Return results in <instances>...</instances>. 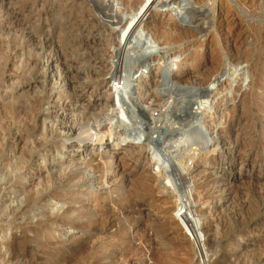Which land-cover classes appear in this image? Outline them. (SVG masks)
I'll use <instances>...</instances> for the list:
<instances>
[{"label": "rangeland", "instance_id": "rangeland-1", "mask_svg": "<svg viewBox=\"0 0 264 264\" xmlns=\"http://www.w3.org/2000/svg\"><path fill=\"white\" fill-rule=\"evenodd\" d=\"M119 1L0 0V264H197L192 238L184 233L180 211L175 212L185 198L183 185L169 191L157 173L160 184L144 181L142 167L153 169L156 159L141 162L134 148L148 137L157 144L152 126L160 137L182 128L198 93L167 85L157 90L164 98L155 103L156 110L137 111L131 100L140 84H130L124 73L135 59L138 66L148 60L154 72L175 60L184 69L171 76L188 74L189 85L196 65L185 59L198 53L197 61L203 62L206 53L204 69L215 70L213 59L228 47L220 43L225 31L213 40L223 52L198 38L197 43L195 38L175 40L161 49L154 38L137 32L130 52L117 53L120 21L134 11L127 0ZM211 2V19L221 17L222 9L235 16L240 54L223 61L233 89L212 119L228 143L197 160L187 180L198 190L194 196L205 224L208 263L264 264V0ZM156 7L153 11L165 21L177 16L175 7V14ZM187 14L176 20L191 26ZM117 77L121 92L102 95ZM101 98L111 106L101 105ZM114 101L121 102L115 107ZM151 114L157 119L144 117ZM72 127L77 130L73 135ZM98 129L121 135L110 164L106 154L114 142L91 139L98 138ZM78 167L90 170L95 181L69 178ZM84 205L98 214L91 207L66 212ZM84 222L85 228L73 226Z\"/></svg>", "mask_w": 264, "mask_h": 264}, {"label": "bare ground", "instance_id": "bare-ground-1", "mask_svg": "<svg viewBox=\"0 0 264 264\" xmlns=\"http://www.w3.org/2000/svg\"><path fill=\"white\" fill-rule=\"evenodd\" d=\"M112 1L114 2L116 0H112ZM127 1L129 3H131L134 7V9H133L134 11L131 12L133 14V17H131V18L126 17L127 20L125 23L123 22L124 20L120 21L122 26H121V31H120V35H119L120 39L118 42L119 47L117 49V53L121 52V54H122V53H129L130 52V50H131L130 45H132L133 39H135V34L137 36V32H141V33L145 32L146 33L145 37L147 40L150 38V36L152 38H154L153 40H156L158 42L161 49H163L165 46L170 45L175 40H183V39H188V38H189V40H190V38H193V39L195 38L194 40L196 43L198 42L196 40V38L200 39L199 41L203 44L205 42H208L207 48L211 49V48H213V46H214V48L219 47L218 41H213L216 33L218 35V32L225 31L224 32V38L221 39L220 43L225 42V44L227 43L228 47H225V53H220L219 55L217 54L218 55L217 58L213 59L214 58L213 55L215 53L212 55V57H213L212 59L214 60V62H216L215 65H217V67L215 66L216 67L215 70L212 71V70L204 69L205 66L207 65V59L209 58L206 56V53L202 54L203 60H204L203 62L197 61L198 53H195V54L190 53V55L185 59V61H187V62L192 61L196 65V71H195L196 78L194 77L195 81L190 82L189 85L187 83L188 82V74H177V75L171 76V74L173 72H175V69H184V67L179 68L178 66L181 65L180 64L181 62L179 63L178 61H175V60L174 61L172 60L169 64H168V61H170V60H168L167 61L168 65L166 66V69H161L160 71L157 70V72H154V71H151L152 68H149L150 62H148V60L145 62H142L138 66L137 65L138 62H136V59L133 56V58L135 59V62H132L134 59L132 61L130 59L132 64H130L131 62L129 63L130 67L127 71V74L124 73V75H125L124 78H126V80L128 79L130 84H134L135 82H137V84H140L139 86L137 85V87H136V92H134L133 99H132L133 101L131 99H129V100H131V103L132 102L135 103V105L137 107L136 108L137 111H138V108L140 110H143L142 108L145 106H146V109L152 108V109L156 110V108L158 106L157 104L159 103V101L161 103L162 98H164L163 97L164 95L160 96L159 93L157 92V90L161 89V87L163 88L164 86H167V85H170L172 87L176 86V88H182L184 90H189V91L192 89L198 93L196 105L193 108L191 107L189 109L188 115L186 117H182V120H185L188 117L190 118V120H188L187 123H185L182 128H178L179 130H175V131H168V132L164 133L162 135V137H160L157 135L158 132H156L157 130L155 129V127L152 126V128H154V129H152V131H154V133H156L155 136L157 137V140L160 142V144L158 143V141H157L158 145L156 143H154L152 141L153 137L152 138L148 137L145 141L143 140L144 142L138 144V146H136V147L134 146L135 147L134 149H136L137 151H140V161L141 162H150V161L152 162L154 159H156L154 167H153L154 171H156V172H153V169H151V168L142 167L143 171H142L141 175L143 177V180L144 181L145 180H147V181L151 180V182L154 181V182H157L158 184H160L157 177L158 176L163 177L164 179H166L165 185L163 187H165V188L167 187V189H169V191L175 190L177 184H179L181 182V184L183 185V188H184L185 198H183L184 200H182L180 202V205L176 208L175 212L179 213V211H180V214L183 217L182 221L184 223H186L187 225L189 223H191L192 221H194L196 223H199L200 226L201 227L203 226V228H204L205 224L203 222V218L197 213L198 212L197 207H199L198 206L199 201L197 202V200L194 196V192H197L198 190L194 191V189H195L193 187L194 185L191 182H189V180H187V179L189 178L188 177L189 171L191 170L192 167H194L197 160L203 161L204 159H207L209 157L208 156L209 153H211L213 155H215L216 153H219V151L223 150L224 146L227 145V143H228L227 139L225 138L224 134L221 131V128H219V126L217 124L215 125L213 122L214 120L212 121V119L214 117H216L220 111L219 110L220 107L218 108L217 105L220 102L227 100L228 95L231 94L232 89H233V86H232L233 84L231 83V79L229 78L230 73L226 71V68L224 66L225 63L223 61L225 60V58H227L226 60L228 61L230 56H233L235 54H240V51L237 47V39H235L236 37L234 36V33H233L234 27L238 25V22H237L235 16L230 14V11H228V10L226 11L224 9L221 10V12H224V14H222L221 17L217 16V17L211 19L210 18V16H211L210 10L212 9V7H211V5H209L207 3V0H177L176 2H178V3L176 5L171 4V3L170 4L165 3V1H167V0H164V2L162 4H160V2H162V1L157 3V2H155V0H134V1L127 0ZM211 1L213 2L214 0H211ZM106 2H107V0H106ZM119 2H117V3H119ZM123 2H125V1H123ZM167 2H169V1H167ZM173 2H174V0H173ZM110 3H111V1H110ZM178 4H180L181 6H179ZM125 5H126V3H125ZM154 6H157V7L160 6L161 8H159V9H162V11H168L170 14L171 13L175 14V12H172L173 8L175 7L176 8V14H177L176 18L178 17V19L181 18L182 14L184 15L185 13H188L187 16L190 15V22L191 23H189V22H187V23L191 24V26L190 25H184V23H181L180 20L178 22L177 21L178 19L177 20H176V18L174 19L175 16L173 14H171L172 19L166 20V21L163 20L160 16H158V14H155V11H153L155 8L153 9L152 7H154ZM203 6L206 8H203ZM118 10L119 9H117L115 11H118ZM115 13H114V15L117 14L116 16H118V13H116V14ZM198 13L201 16H203L204 18H200V19L197 18ZM161 16H162V14H161ZM123 23H124V25H123ZM187 23H185V24H187ZM203 25H207L206 28H203ZM152 38H150V39H152ZM144 40H145V38H144ZM153 40H151V41H153ZM215 40H218V39H215ZM181 42H183V41H181ZM151 44H153V43H151ZM174 44L175 43H173V45ZM191 44H193V40H192ZM221 45H223V44H221ZM188 46H190V45H188ZM173 48H171V49L173 50ZM199 48L200 47H198V49ZM196 49H197V47H196ZM220 50H221V52H223L222 49H220V47H219V51ZM206 52H208V51H206ZM169 55H171V54L169 53ZM120 56L122 57V55H120ZM131 57L132 56L130 55V58ZM123 61H124V59H123ZM125 64L127 66L126 62H125ZM211 65H214V64H211ZM161 66H162V64H160L158 66V68H161ZM175 66H177V68ZM164 68H165V66H164ZM120 69L123 73L124 70H122V68H120ZM167 69H168V72L166 71ZM124 75L122 74L121 77ZM144 75H146L145 78L141 79V77H143ZM189 77H190V74H189ZM119 78H120V76H119ZM119 78L117 77L112 82V84L109 86L108 90L106 88L105 89L103 88L104 90H103L102 95H107L109 97L112 94H115L116 90H117L116 93L121 92L119 90H120V87L122 85L120 86L121 81H119ZM124 78L122 77L120 79L123 81ZM227 79H230V81L228 83H226ZM190 80H192V79H190ZM130 84H128V85H130ZM236 89H237V87H236ZM172 94H173V92L170 93V95H172ZM175 94H178V93L175 92ZM118 95H120V94H118ZM116 98H120V97L116 96ZM130 98H132V97H130ZM100 100L102 101L101 105H104L106 107L111 106L109 99H105L103 101V99L101 98ZM120 102H118V103H120ZM118 103H116L114 101V103H112V106L117 107ZM155 103H157V104H155ZM133 106H134V104H133ZM106 109H108V108H106ZM134 109H135V107H134ZM144 110H145V108H144ZM139 113H141V112H139ZM227 113H228V111H227ZM159 114H160V110H159ZM159 114H157V115H159ZM144 117L149 119L150 121L156 118L155 114H151V117H149L148 115H146ZM222 118H224V117H221V120H223ZM148 124L150 127V122H148ZM101 126H103V125H101ZM96 130H97V128H96ZM75 132H77L76 128L72 127L71 128V134L73 135V134H75ZM94 132H95V129H94ZM92 134H91V137H92ZM119 134L120 133H118V134L113 133L112 129H111V131L109 129L108 130L106 129L105 131L98 129V131L96 133H94V136H98V138H96V139L91 138L93 140H99L101 142V144H103V141H105L107 139V137H108V139L113 140L114 143H111V145H110V148H111L110 155L106 154V158L108 159V160H106L107 164H110V162H113V160H115V158H116L115 154L112 155V150L117 149L119 146L118 139H119V136H121ZM117 135H119V136H117ZM130 135H131V133H130ZM148 135H149V133H148ZM159 146H160V148H159ZM83 168H85V167H83ZM90 169H91V167H90ZM85 170L86 169H83V171H82V169L80 170V168L78 167V172H76V173L71 172L72 174L69 175L70 176L69 178H73V179L77 178V177L80 178L79 175H81V180L86 179L87 182L88 181L94 182L95 181V179L93 178L94 175L92 173H89L90 170L88 171V173L86 172L87 170L86 171ZM91 170H93V169H91ZM155 173H157L158 176H156ZM86 184H88V183H86ZM161 185H162V183H161ZM156 187H157V185H156ZM163 187L158 185V188H160V189H162ZM170 194H171V192L169 193V196H170ZM197 195L200 196L198 193H197ZM160 198H163V195ZM200 198H199V200H201ZM107 204H106V206H107ZM85 207L89 208L91 206L84 205L83 208H77L75 206H71L68 208V210L66 212H67V214L68 213L72 214L75 212L81 213V211ZM92 208H93V212H95L97 210V208H95V207H91V209ZM178 208H179V210H178ZM95 214H96V212H95ZM78 217H80V216H78ZM94 217H95V215H94ZM86 218L88 219L89 216L88 217L86 216ZM82 220H83V218H82ZM73 221H72V223H73ZM75 222H77V221H75ZM111 222H112V220H111ZM87 225H88L87 222H84L83 224H78V223L73 224V226H75L76 228H81V229L85 228ZM192 232H193V235H194V232L196 234H198V230H196V229H193ZM201 233H202V231H201ZM202 235H203V233H202ZM204 240H205V245H206V238L205 237H204Z\"/></svg>", "mask_w": 264, "mask_h": 264}, {"label": "built area", "instance_id": "built-area-1", "mask_svg": "<svg viewBox=\"0 0 264 264\" xmlns=\"http://www.w3.org/2000/svg\"><path fill=\"white\" fill-rule=\"evenodd\" d=\"M181 226H182V228L184 230V233L186 234V232H187L188 235L191 236V238H192V240L191 239L190 240L194 244V249L196 251L197 264H209L208 263V256H207V253H206L205 240H204V237H203V235L201 233L202 228H201L200 224L192 221L188 225L186 223H182ZM193 229L198 230V234H196L194 232V235H193V232H192Z\"/></svg>", "mask_w": 264, "mask_h": 264}]
</instances>
